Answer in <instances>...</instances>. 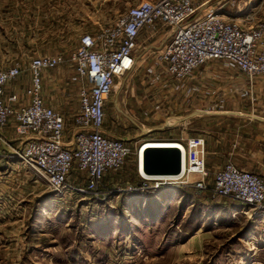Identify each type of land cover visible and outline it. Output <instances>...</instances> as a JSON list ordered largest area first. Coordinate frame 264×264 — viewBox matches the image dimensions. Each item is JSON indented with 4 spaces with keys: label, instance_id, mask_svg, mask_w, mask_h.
Segmentation results:
<instances>
[{
    "label": "rangeland",
    "instance_id": "rangeland-1",
    "mask_svg": "<svg viewBox=\"0 0 264 264\" xmlns=\"http://www.w3.org/2000/svg\"><path fill=\"white\" fill-rule=\"evenodd\" d=\"M139 1L0 0V68L22 62L24 70L15 85L24 90L30 83L33 57L63 54L56 99L66 117V135L71 137L80 87L72 53L82 34L117 21ZM228 4L209 9L223 6L229 19L248 25L264 16V0H230ZM157 24L143 30L141 60L130 75L117 80L106 106L105 129L129 148H138L140 169L145 143L182 138L181 118L194 109L199 95L203 92L208 98L225 88L222 83L210 87L205 80H197L240 73L221 61L203 65L189 81L201 90L189 100L175 89V82L166 87L152 84L147 69L172 29ZM156 29L161 32L149 40L150 31ZM213 104L205 101L204 108L213 110ZM165 131L172 135L162 134ZM14 132L10 125L4 132L5 142L0 140V176L9 179V189L20 191L14 205L28 208L0 207V264H264V211H251L248 205L212 192L215 171L209 169L207 148V190L173 184L135 192L131 187L142 182L133 168L136 157L132 154L122 169L106 175L96 192L57 195L17 158L13 148L21 147V142ZM76 171L77 162L71 183ZM6 216L7 221L12 218L11 224L5 223ZM73 253L78 257L73 259Z\"/></svg>",
    "mask_w": 264,
    "mask_h": 264
},
{
    "label": "built area",
    "instance_id": "built-area-1",
    "mask_svg": "<svg viewBox=\"0 0 264 264\" xmlns=\"http://www.w3.org/2000/svg\"><path fill=\"white\" fill-rule=\"evenodd\" d=\"M198 9L195 0H140L117 21L82 34L71 56L82 81L71 142L65 139V115L43 98V75L60 67L65 62L64 55H39L30 60L31 82L24 91L23 104L17 93L5 99L6 86L19 79L24 70L22 62L0 68V139L5 142L1 131L13 124L21 142V147L13 148L17 158L57 195L96 192L107 173L122 169L132 154L124 141L106 133V106L117 80L130 75L139 64L140 39L146 27H155L159 21L172 28L156 51L154 64L147 69L149 81L164 86L175 82V89L181 90L187 100L201 90L189 84L195 71L213 61H222L226 68L245 73L251 83L264 76V16L245 26L229 19L230 13L223 6L199 15ZM175 141L182 153L181 173L147 178L138 167L142 184L131 190L144 192L173 184L208 189L205 139L191 136ZM75 162L78 170L86 173L85 184L70 182ZM211 187L217 196L231 197L248 205L251 211H264V179L233 162L215 173Z\"/></svg>",
    "mask_w": 264,
    "mask_h": 264
},
{
    "label": "crops",
    "instance_id": "crops-1",
    "mask_svg": "<svg viewBox=\"0 0 264 264\" xmlns=\"http://www.w3.org/2000/svg\"><path fill=\"white\" fill-rule=\"evenodd\" d=\"M228 1L230 0H195L196 5H198L199 7L198 15L209 8L216 7L222 2H225L226 7H228ZM251 14L252 12H249L248 15L254 18L253 15L251 16ZM244 20H247V17ZM159 23L161 22L158 21L157 25H159ZM244 24L248 26V22ZM152 32L150 31V35L148 36L149 40L151 38H154L156 34L161 31L157 30L153 33ZM169 34H171V31L166 32V36H168ZM142 36L140 39L141 43L143 41ZM163 43L164 41L162 42V45ZM37 51L40 52L41 50L37 48ZM55 69L57 70H47L43 75V98L48 105L52 106L57 111H60V109H58V100L56 98L60 94L59 83L61 81V70L59 67ZM228 71L232 73V71ZM75 74L78 76L76 70ZM211 79L212 77L209 76L207 79L202 78L200 80H197V82H206L210 87H213L218 82L225 84V88L222 92L213 93V96L209 95L211 97L208 98H206L203 92V95H199L202 101L197 100V102H195V105L193 106L194 109H192L191 111L188 110V113L186 115H183L181 118L183 126V130L181 131L182 138L201 136L205 139L207 148V162L209 163L208 165L211 171L214 170L215 173H217L224 167L227 162H233L237 167L255 172L264 179V76L257 77L252 81V83L245 75V73L241 72L239 73V75L233 76L227 74L225 78H222L220 80ZM16 81H13L14 83L10 82L6 86L5 99L7 100L10 95H12L13 93H17L21 99L19 103L23 104L24 102H26V99L24 97V91L26 88L24 90L21 88H17V86L15 85ZM81 86L82 81L80 80V87ZM234 86L237 87L236 90H234ZM202 87L208 89V87L204 85H202ZM205 101H208L209 103H216V107L213 110L204 108ZM10 125L12 126L13 124H9L4 130L1 131V135L4 139H6L4 132H7V128L10 127ZM105 131L107 134L111 135L106 129ZM155 131H157V129H155L154 132ZM14 134L16 133L14 132ZM73 134L71 137H68V135H66L65 133L66 141H73ZM162 134L172 135V132L165 131ZM147 147L179 148L180 146L175 141L147 142L142 146V155L144 149ZM130 149L132 151V154H134L136 157L133 168L137 176H139V161L137 160L138 157L136 154V150L138 148H134V150L132 147ZM142 155L141 157H143ZM76 173L77 175L74 179L75 183L85 184L86 173L79 171L78 166ZM78 177L82 180V183L80 182V180L78 181ZM106 177L107 176H105L104 178L105 181ZM8 180L9 179L5 176H0V181H4L6 183H0V207H4L5 209L18 208L22 209L23 211L26 210L28 206H26L25 204L14 205V197L21 196V194L19 193V190L14 191L7 187ZM140 182H142V179L140 180ZM5 220V223H12V218H10V221H7L6 216ZM77 257L78 256L76 253L72 254L73 259Z\"/></svg>",
    "mask_w": 264,
    "mask_h": 264
},
{
    "label": "water",
    "instance_id": "water-1",
    "mask_svg": "<svg viewBox=\"0 0 264 264\" xmlns=\"http://www.w3.org/2000/svg\"><path fill=\"white\" fill-rule=\"evenodd\" d=\"M141 171L150 176L178 175L182 171V153L177 147H147Z\"/></svg>",
    "mask_w": 264,
    "mask_h": 264
},
{
    "label": "bare ground",
    "instance_id": "bare-ground-1",
    "mask_svg": "<svg viewBox=\"0 0 264 264\" xmlns=\"http://www.w3.org/2000/svg\"><path fill=\"white\" fill-rule=\"evenodd\" d=\"M178 143V142H177ZM179 145V144H178ZM140 166H142L143 167V164L141 163V165ZM143 175L145 176V177H147V178H152L151 176H148L147 174H145V173H143ZM165 177H171V178H173L172 176H165ZM153 178H155V177H153ZM158 178H162V177H158Z\"/></svg>",
    "mask_w": 264,
    "mask_h": 264
}]
</instances>
